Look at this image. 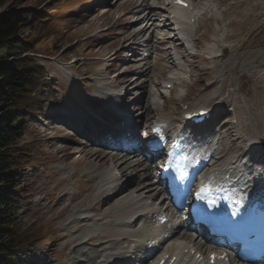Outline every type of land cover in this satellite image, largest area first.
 Masks as SVG:
<instances>
[{
    "label": "rangeland",
    "instance_id": "374dc122",
    "mask_svg": "<svg viewBox=\"0 0 264 264\" xmlns=\"http://www.w3.org/2000/svg\"><path fill=\"white\" fill-rule=\"evenodd\" d=\"M128 1L18 0L16 3L26 12L35 13L38 19L42 16L48 17L45 22L34 23L33 29L23 30V37L27 36V40H31L34 46L32 53L27 57H33L40 68L35 78L39 85L33 95V101L37 104L31 108L33 113L27 120V128L22 134L20 144L26 156H23L21 164L25 170L22 172L24 203L17 212V224L13 226L17 241L13 253L19 258L18 264H96L98 257L96 245L86 244L82 236L97 233L101 217L110 216V211L115 205L113 208L101 207L95 188V176L103 173L88 172V166L98 170V164L88 162L87 152L97 150L96 147L101 149L99 150L101 154H98L100 157H105L111 152L100 146L103 144L100 140L101 144L90 145L84 139L85 133L76 134L73 129L79 123H70L72 121L69 120L70 116L63 122L56 119L58 114L65 111L63 115H79L82 123H88L84 124L86 127L91 125L89 127L91 132L99 125H101L99 131H106L113 117V112L107 113L109 104L117 101L114 97L108 96L106 91L116 90L117 94L121 95V90L117 89L118 83L113 84L112 81L127 68L135 67V70L124 78L125 86L128 87L125 93L131 96L129 100H138L145 92L150 94L149 98L143 95L135 111L129 109L124 111L133 118L131 129L138 125L134 117L139 114L138 112H143L146 103L153 104L156 111L147 113L146 118L142 116L138 126L142 127L145 124L146 127L143 128L146 129L156 124L152 129L160 126L158 130L162 129L169 134L173 122L177 123L174 129L179 128V115L183 112L205 106L213 111L223 105L228 115L223 113L222 124L220 123V127L216 128V136L218 135L220 143L216 147L228 149L226 147L230 145L231 155L239 154L245 148L246 139L251 133L249 124L260 129L258 126L260 117L257 114L247 116L244 107L248 104L251 105V109L264 112V0H202L199 1L200 4L194 3L196 8L199 6L194 10L196 16L200 15L201 10L208 5L207 7L212 10L210 14L217 19L223 18V21L220 26L214 21H203L197 31L195 24L190 27L189 37L195 38L202 49L193 48L190 45L192 43L190 38L189 50L200 59H194L196 62H193L192 67L189 63L191 58L187 60L173 56L172 60L179 65V68L186 72L192 71L193 74H190L189 79L187 73L178 76L176 82L181 79L186 81L188 86L184 89L178 87L171 95H168L169 90H166L168 86L160 79L167 72L163 73L154 65L156 63L154 48L157 45L154 34L153 40L149 43L151 45L147 47L149 51L146 58L142 57L140 52L139 56L137 55L140 57L138 62H134V58L130 57V49L127 47L130 46L128 43L133 41L128 40V35L136 32L137 24L133 22L142 13L139 15L130 10ZM205 2L207 5H204ZM67 5L72 7L67 9L65 8ZM56 7H58L56 12L47 16L50 14L48 11ZM224 11L227 13L223 17ZM4 12L5 9H0V14ZM218 29L221 31L216 34ZM148 32L140 38L141 43L149 39L151 32ZM212 40H218L220 47H216ZM218 48L222 49L221 57L216 61L217 63H211L212 57L219 56ZM205 49H209L212 53ZM237 61L239 62L236 64ZM35 62L33 61L34 64ZM171 62L166 64L169 65ZM146 69L147 72L139 77V74ZM204 73H207L208 77L204 76ZM136 77H139V80H136ZM133 80L136 83L131 84L130 81ZM137 82L143 84L137 87ZM155 83H160L161 87H154ZM156 84L155 86H158ZM209 85H211L210 89L207 88ZM213 97L219 98L215 100L216 102H212ZM237 134L242 138L235 140L233 145L232 142ZM260 138L264 139V134ZM105 145L112 147L107 143ZM74 148L84 150V153L73 156ZM145 159L138 157L143 163H146ZM105 162L109 165L110 158L106 157ZM154 166L156 165L153 164L151 168V179L145 182L150 183L155 178L157 167ZM111 169V167L106 169L109 175H120L118 171L113 173ZM160 198L161 196L158 197ZM101 201L103 204L106 203L104 199ZM143 202L145 203L143 209L148 210L146 204L148 205L150 201ZM152 206L154 207V204ZM155 208L161 210L160 206ZM93 210L101 212L98 220L92 218L89 222L80 221L78 225L68 224L72 215L90 216ZM117 215L123 217L129 230H132V225L126 219V213L121 212ZM152 223L151 218H145L143 221L144 228L146 224V233L153 231L150 228L153 227ZM111 231L113 229L108 232L103 231L101 234L108 236L113 234ZM180 231L184 232L182 229ZM72 240L75 244L81 243L80 254L73 250Z\"/></svg>",
    "mask_w": 264,
    "mask_h": 264
},
{
    "label": "bare ground",
    "instance_id": "6f19581e",
    "mask_svg": "<svg viewBox=\"0 0 264 264\" xmlns=\"http://www.w3.org/2000/svg\"><path fill=\"white\" fill-rule=\"evenodd\" d=\"M199 1H202V0H199ZM199 1H197V2L200 4ZM168 2H166L165 0H129L127 2L129 5V9L133 10V12L136 14L142 13V15L139 14L140 16L138 18L134 19L135 21L133 23L137 24V25H135L137 29H136L135 33L128 35L129 36L128 40L129 39L136 40V45H138V47H140L141 46L140 38H142L145 33L150 31L151 34L148 37L149 39L146 40L145 43L147 45L146 47H148L149 45H151L149 43H151V41L153 40L152 39L153 34L156 36L154 38H156V40H157L155 42L157 45L155 46V48L153 47L155 49L154 51H156V63L154 65L159 67V69H161L163 73H166V72L167 73H173L176 76H179V75L183 74L182 69L179 68L177 64H175V61L172 60L173 56H178L181 59L192 57L195 60L200 59V57L197 56L196 54H194L193 51H192V53L190 52L189 49H191V48L189 47V45L185 48L181 46L182 42H179V40H181L180 36L182 34L180 32H178V34H177L176 32H174L172 30L176 21L173 22L174 19H173V17L170 16V13L167 11H164V10H167L168 4H169ZM186 2H188V1H186ZM208 3H209V1H208ZM171 4H172V1H171ZM205 4L207 5L206 2L204 3V5ZM172 6H173V4H172ZM207 6L204 7L202 10L199 8L202 11V14H201V17H199V19L197 20V23H195L196 24L195 25L196 31L198 30L199 26L202 25L201 23L203 21L204 22L214 21L219 26L222 25L221 22L223 21L222 20L223 18L217 19L214 16H212V14H210L212 10L210 9V7H207ZM173 7L176 8V6H173ZM127 8H128V6H127ZM226 13L227 12H225V11L222 12V16L224 17L226 15ZM145 22H146V24H145ZM190 27H191V25H190ZM191 31H193V30H191ZM220 31H221V29L216 30V34L217 33L219 34ZM192 33H194V32H192ZM223 39L225 41V39H226L225 35H224ZM191 42H190L191 43L190 45L193 48L200 47V45H198V42L195 41V38H193V39L191 38ZM212 43L216 47H220L218 45V40H212ZM163 46H165V47H163ZM200 48L202 49V47H200ZM151 49H152V47H150V50ZM224 52H227V50H224ZM211 55L210 56L208 55V56L212 57ZM138 56L137 55L134 56V59H133V60H135L134 62L139 61ZM206 58H208V57H206ZM218 59H220V58L219 57H212L210 62L211 63H217L216 61H218ZM205 60H207V59H205ZM168 62H171V63H169V65H167L166 63H168ZM238 62L239 61H237L236 64ZM188 66H190V65H188ZM132 68H127L124 72H122L120 75L116 76L113 79V81H112L113 84L118 83V87H117L118 90L122 89L124 87V85L126 84V79H124V78H126L127 75L131 74L135 70L134 66H132ZM146 72H147V69L143 70L139 74V77H142V75H144ZM223 72L224 71H222V73ZM206 74L207 73H204V76ZM139 77H136L137 78L136 80H139ZM206 77H208V75H206ZM176 78L178 79V77H176ZM166 79H169V78L166 77ZM202 80H200V81L203 82ZM206 80H208V79H206ZM175 82H176V80H175ZM185 82L180 81L179 83H174V87L171 90L174 92L175 91L174 89L177 87H179V88L183 87V89H184V86H187ZM142 84L143 83L137 82L136 86L139 87ZM156 85H158V84H156ZM210 87H211V85H209V87L207 86L208 89H210ZM115 91L114 90H108V91H106V93H108V96L115 97V95H116ZM188 91H190V90L188 89ZM221 93H222V91H221ZM143 95H146L147 98L150 97L149 92H145L144 94L140 95V98L138 100L133 99L132 101H130L129 99L131 98V96L129 94L125 93L126 97L124 96V101H128V104H122L123 107H126L127 109H129L131 111H135L136 106L137 105L139 106L138 103H139L140 99L143 97ZM219 97H213L211 101L214 102L215 100H218ZM109 105L110 106L108 108L107 113L111 114L112 112L115 111V109L117 107L120 106V103L113 102L112 104H109ZM152 105L146 103L145 108L143 109V112H141V113L138 112L139 114L134 117L136 119L137 123L140 122V120L143 117L146 118L145 115H147V113H151V112L156 111V110H154ZM250 106L251 105H248V104L245 105V107L243 106L247 110L245 113H246V115L248 114L247 116H249V115L253 116V114H257L260 117V124L258 125V126H260V129L253 126V124H249V126L251 127V133L248 135V137L246 139V144L244 146L245 148H243L239 154L231 155L232 154V153H230L231 146H229V148L226 147V148H228L227 150L222 149V151L219 149V147L216 148V146H217L216 144L218 143L219 140L216 137L215 128L219 123L216 126H214L215 127L214 130H209L211 128L210 126L208 128L207 127L206 128L201 127L202 129L199 130L200 131V134L198 136L199 139L196 141L199 142L200 144H203V145L207 144L208 145V148H207V150H205L204 154H213L214 153L212 155L211 161H209L208 164H206V166H209V164H211L212 162H214L213 165L211 166L212 168L215 167V165L218 166V169H216L215 171H212L210 173L206 172L204 174V176L209 175V177L211 176V179L215 178V176H216V177H218L217 178L218 180L224 181L223 179L226 176H229V178H230V174L235 173L236 176H234V178L242 181V184H240L238 186L241 187L242 189L247 187L245 192H248V191L251 192L252 191V193L254 194V193H256L254 191L255 189L262 188V184H260V181L263 179H259V177L261 176V174H260L261 169H260V167L252 168L251 165H247V167H244V165L246 164L245 160L248 157H253V155L257 156V155L261 154L259 149H261L260 139H263L260 137L262 136V134H264V128H263L264 127V117H263L264 112H258L256 109H251ZM249 109H251V110L249 111ZM215 111H216L215 114H217L218 116H221L223 112H227L225 110V108L220 107V106L217 109L215 108ZM64 112L62 111V113L57 115L58 119H56V121H62L63 122L64 119H66L68 117L66 115H63V114H65ZM71 117L72 118H70L69 120L80 122L79 115L72 114ZM85 124H88V123L86 122ZM159 124H161V122ZM221 124H219V125H221ZM223 126H225V125H222V127ZM64 127H65V125H64ZM144 127H146L145 124H144ZM159 127L160 126H158L157 128H159ZM147 128L149 129V127H147ZM164 132H166V131H164ZM78 133H80V132H78ZM237 135L238 136L236 138H234V141L232 142L233 145L235 144V140L238 141L239 139L242 138V136H239V134H237ZM234 136H236V135H234ZM130 137L133 138L132 144H135L136 142L139 141V139H137V137L133 136V134L131 132H130ZM88 142L91 145L95 141H94V139H91ZM218 144H220V143H218ZM72 146H74V145L72 144ZM105 146H107V145H105ZM96 148H97V150L87 152V157H88L87 159H88L89 163H97L98 164V170H96L92 166H88L87 169L89 170L88 172H90V174H94L95 172H102L103 173L102 175L95 176V178H96L95 188H96V193H98L97 197L100 198L99 202H101V207L106 206V208H108V207L113 208V206L114 205L115 206L112 209V211H110V214H111L110 216H102L101 217V219H100L101 222H99L100 228L97 230V233L82 236L84 238V242L86 244H95L96 245L98 257H97V260L95 263L96 264H151V262L154 261L153 259H155L156 256L158 258L157 262H159V259L165 258L166 255H169V257L166 258V261L164 264H167L169 262V259H171L172 257L173 258L175 257L176 261L179 259L178 264H208V260L206 263H197L193 259L195 254L191 255L192 251H196L197 253H201L203 251V248L205 247V245L201 241H199L198 239L191 238V234H189L187 232L182 233L179 230L181 227H183L184 220L179 219L178 227L173 231V233L171 234L170 237H167L164 234L165 232H167V230H166L167 225L164 224L163 226H160V224H158V222L161 219H163V218L168 219V216L165 213V211H167V210H164V211H160L159 209L157 211L153 210V206H152L153 204L155 205L156 203H158L159 205H162V203H163L162 201L158 202L159 193L163 192L162 189L160 188V186L156 185L155 182H150V183L145 182V181L149 180V178H151V176H152V173H151L152 169L151 168L153 167V164H155V161H151V159L153 157L150 156L149 160L146 159V163H143V162H141V160H138V158L136 156L139 154L140 146H139V148L134 147L132 149V151H130V152L126 151L125 154H123V152H120V153H112L111 152L108 155L106 154L105 157H100V155H98V154H101V152H99V150H101V149H99L98 147H96ZM214 148H215V150H214ZM106 150H108V149H106ZM203 151H204V149H202L198 154H201ZM83 153H84V150H79V149L74 148L73 156L82 155ZM91 153H92V155H91ZM246 155H247V157H245ZM106 157L110 158V164L111 165L106 164V162H105ZM151 164H152V166H151ZM142 165H144V168H142ZM100 166H102V167L100 168ZM110 167L112 168L111 171H113V173L118 171V173L120 174L119 177L114 176V175L110 176L111 174L108 175L109 172L106 171V169H109ZM204 168H205V166H204ZM101 199L102 200L104 199V202H106V203L103 204ZM144 200L150 201L148 203V205L146 204V206H148L147 207L148 210L143 209V207L145 205V203L143 202ZM93 211H94V213H93ZM93 211H92V214L90 216H87L85 214H82L80 216L72 215L73 217L70 219L68 224H70L72 226L78 225L77 224L78 222L83 221V220L89 222L92 218L98 220V215L101 212L98 210H93ZM135 211H136V213H134ZM121 212H122V214H123V212L126 213V219L128 220V222H130V225H132V227H131L132 230H129V226L126 222H124L123 217L117 215V214H120ZM153 216L154 217L156 216L157 219L155 220V218ZM124 217H125V215H124ZM145 218L146 219L154 218V220H155L154 224H155L156 230L154 229V227L150 226V228L153 229V231L151 233L149 231L147 234H145L146 224H145V228L143 227V221L145 220ZM151 222H152V220H151ZM147 225H149V224H147ZM150 228H148V229H150ZM110 229H113V231H111L113 234L108 235V236L105 234H101V232H103V231L108 232V230H110ZM161 229H163L162 232H160ZM154 236L161 237V239L159 241H155V240H153ZM66 238H68V237H66ZM72 241H73V250H76V253L80 254L79 251H81V250H79V249H81V243L75 244V241L74 240H72ZM148 241H150V242L147 243ZM137 242H142L143 246H145L144 251H143V256L139 260H136L134 258L135 254L138 253V250H139V248L137 246H135V244ZM124 254H129V255L127 256L126 259L122 260Z\"/></svg>",
    "mask_w": 264,
    "mask_h": 264
},
{
    "label": "trees",
    "instance_id": "16d2710c",
    "mask_svg": "<svg viewBox=\"0 0 264 264\" xmlns=\"http://www.w3.org/2000/svg\"><path fill=\"white\" fill-rule=\"evenodd\" d=\"M18 0H0V264H18L13 226L23 205L24 178L22 164L25 151L20 148L22 134L36 102L37 66L23 57L33 50L24 31L48 17H35L20 8ZM57 8L48 11L53 15ZM45 20V21H44Z\"/></svg>",
    "mask_w": 264,
    "mask_h": 264
},
{
    "label": "snow or ice",
    "instance_id": "6c2138e0",
    "mask_svg": "<svg viewBox=\"0 0 264 264\" xmlns=\"http://www.w3.org/2000/svg\"><path fill=\"white\" fill-rule=\"evenodd\" d=\"M178 2H180V0H178ZM181 179L183 178L182 176L180 177ZM206 191L205 188H201L199 191H197L196 193V198L197 199H201L202 198V194ZM208 205L209 206H213L214 205V201L212 200H208ZM213 259H215V254H213Z\"/></svg>",
    "mask_w": 264,
    "mask_h": 264
}]
</instances>
